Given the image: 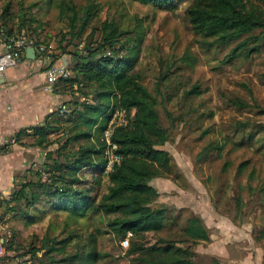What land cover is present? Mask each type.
I'll return each mask as SVG.
<instances>
[{"label":"rangeland","instance_id":"1","mask_svg":"<svg viewBox=\"0 0 264 264\" xmlns=\"http://www.w3.org/2000/svg\"><path fill=\"white\" fill-rule=\"evenodd\" d=\"M189 1H178L174 3L177 8L172 9L170 5L152 6L135 0H0V23L6 22V28L15 33L27 30L47 45L53 60L73 61L72 53H84L87 44L102 37L105 22L123 20L124 26H133L130 19L141 20L148 33L136 72L158 99L161 123L169 133V141L160 149L168 153L172 164L166 176L153 180L151 185L160 193L156 206L172 209L175 218L164 231L149 234L144 242L150 245L158 238L184 240L182 228L195 215L203 219L210 233L209 242L192 247L197 263L239 264L250 258L254 264H264V239H260L264 230V195L260 192L264 185V131L260 129L264 126V47L248 60L240 57L231 62L226 56L235 44L203 50L185 19ZM63 3L67 4L68 15L63 13ZM91 4L99 6V13L79 40L75 34L80 23L74 25L70 19L75 13L83 16ZM188 53L195 59L193 66L183 62ZM73 76L71 72L70 78ZM193 88L201 94L190 95ZM54 89L68 94L69 100L63 104L73 109H81L93 92L91 88L79 92L77 85L72 87L63 81ZM82 93L90 95L84 97ZM119 116V122H123V114ZM240 124L248 127L242 129ZM60 126L52 139L58 149L71 136L72 129L67 121ZM254 134L261 142L248 141ZM220 142L226 144L220 154L213 152L206 161L198 160L207 146ZM86 144H71L60 156L53 152L50 160L47 157L45 169L41 168V180L47 178L45 172L56 160L64 162L70 152ZM244 162L249 164L240 172ZM84 176L82 180L92 189L91 195L100 199L107 193V171L103 175L92 171ZM47 202H40L36 212L32 208L29 215H24V202L17 204L14 214L8 213L7 204L0 207V235L6 240L5 249L14 239L13 250H6L4 255L10 264L48 262L46 251L36 254L37 258L30 253L42 247L46 237L58 242L73 234L76 237L72 242L79 244L97 231L104 233L97 242L100 252L107 255L98 264H131L130 247L123 248L122 241L109 233L107 223L115 216L90 215L77 225L66 213L51 211ZM40 211L47 213L39 215ZM33 216L36 222L31 224ZM74 250L73 244L69 252Z\"/></svg>","mask_w":264,"mask_h":264},{"label":"trees","instance_id":"2","mask_svg":"<svg viewBox=\"0 0 264 264\" xmlns=\"http://www.w3.org/2000/svg\"><path fill=\"white\" fill-rule=\"evenodd\" d=\"M135 1L152 6L170 5V8L176 9L174 3L181 0ZM62 6L63 13L68 15L67 4L63 3ZM98 13L99 6L91 4L84 9L83 16L75 13V17L70 19L74 25L80 23V29L75 34L79 40ZM185 19L203 50L235 44L226 56L228 62L240 57L248 60L260 54L264 47V0H190ZM129 23L133 26H124L123 20L105 22L101 28L102 37L97 42L87 44L84 53L71 54L74 76L62 81L72 87L77 85L79 92L91 88L92 98L81 109L69 108L64 104L67 113L64 114L66 118L62 119L71 125V136L53 152L60 156L71 144L82 141L87 144L77 152H70L67 155L69 159L64 162L54 160V164L45 172L47 178L44 181L41 180L43 175H39L37 182L24 184L8 200H2L0 207L7 204L8 213L14 214L17 204L24 202V215H29L32 208L36 212V206L48 200L51 211L66 213L68 219L77 225L90 215L115 216L108 221L107 227L109 233L115 234L122 242L132 234L128 251L133 256L131 264H199L195 261L196 252L192 247L210 240V233L201 217L194 215L188 218L182 228L184 240L158 238L154 244L144 242L149 234L164 231L175 220L172 209L156 206L160 193L151 185L153 180L164 178L172 164L168 153L160 149L169 141V133L161 123L158 99L144 85L142 75L136 72L148 31L141 20L132 18ZM0 25L10 36L32 35L25 29L17 33L8 30L6 22ZM183 62L193 66L195 59L188 53ZM82 94L84 97L90 95ZM189 94L201 93L193 88ZM75 105L77 107V103ZM116 110L125 111L127 115V125L117 127L111 136V142L117 146L114 154L121 160L108 173L107 193L98 199L91 195L92 189L87 188L88 183L82 179L88 172L97 171L103 175L106 170L108 145L105 132ZM60 112L52 117H60ZM62 119L55 122L58 127L47 125L34 128L40 146H52L53 142L48 137L53 130L58 132L62 128ZM247 125L240 124V127L246 129ZM260 129L264 131V126H260ZM63 130L66 131V128ZM256 137L255 134L250 135L248 141L252 144L261 142ZM225 145L223 142L210 144L199 154L198 160L206 161L213 152L220 154ZM53 152L48 153L49 160ZM248 164L242 163L239 171L243 172ZM99 177L96 178L97 184L102 176ZM260 192L264 195V185ZM47 211H40L39 215H45ZM35 222L36 217H31L29 223ZM103 234L97 231L88 236L87 242L79 244L72 242L76 237L73 234L58 242L46 237L42 247L30 253L37 258L36 254L46 251L49 259L45 264H98L107 256L98 248V236ZM260 239H264V230ZM13 244L14 239L7 244L8 252L13 250ZM73 244L75 250L69 252Z\"/></svg>","mask_w":264,"mask_h":264},{"label":"crops","instance_id":"3","mask_svg":"<svg viewBox=\"0 0 264 264\" xmlns=\"http://www.w3.org/2000/svg\"><path fill=\"white\" fill-rule=\"evenodd\" d=\"M61 61L71 69L72 60L63 58ZM55 85L47 84L44 68L37 58H28L27 50L23 63L0 77V201L8 200L27 182H37L48 153L58 150L52 141L57 131L49 135L48 140L53 144L48 147L40 146L34 135V128L58 127L55 122L66 118L59 109L69 97L55 91ZM54 111H59L60 117H52ZM0 264L10 263L3 256ZM239 264L254 263L247 258Z\"/></svg>","mask_w":264,"mask_h":264},{"label":"built area","instance_id":"4","mask_svg":"<svg viewBox=\"0 0 264 264\" xmlns=\"http://www.w3.org/2000/svg\"><path fill=\"white\" fill-rule=\"evenodd\" d=\"M33 48L36 52V58L38 63L44 68V74L46 77V82L49 86H54L62 80L69 79L71 77V72L61 60H53L52 53L46 44L39 42L36 37L26 34L21 35H9L5 28L0 25V77L17 66H19L24 61L25 51ZM61 112L63 114L67 113V108L61 106ZM123 114V122H119L120 116ZM126 112L122 110H116L113 113L110 126L105 132V141L107 142L108 148L106 150L105 157L108 160V165L105 172L107 174L112 171L114 165L119 163L121 158L114 154L117 150V146L111 142V136L117 127L127 125ZM132 234L128 235V238L122 242V247L127 249L129 247V240ZM6 240L0 235V257L5 255Z\"/></svg>","mask_w":264,"mask_h":264},{"label":"water","instance_id":"5","mask_svg":"<svg viewBox=\"0 0 264 264\" xmlns=\"http://www.w3.org/2000/svg\"><path fill=\"white\" fill-rule=\"evenodd\" d=\"M27 56H28V58L34 60L36 58L35 49H33V48L28 49L27 50Z\"/></svg>","mask_w":264,"mask_h":264}]
</instances>
